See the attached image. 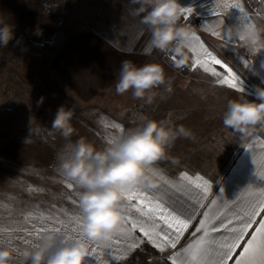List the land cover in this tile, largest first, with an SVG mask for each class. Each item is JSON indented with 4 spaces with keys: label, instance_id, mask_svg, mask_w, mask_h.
<instances>
[{
    "label": "rangeland",
    "instance_id": "1",
    "mask_svg": "<svg viewBox=\"0 0 264 264\" xmlns=\"http://www.w3.org/2000/svg\"><path fill=\"white\" fill-rule=\"evenodd\" d=\"M250 6L257 28L264 30V0H251ZM108 8L105 0H0V20L14 25V38L6 47L0 46V246L15 249L11 264H31L24 257V250H36L49 231L60 234L57 247L65 238L82 236L81 190L58 170L60 159L70 154V143L85 137L103 148L120 134L122 123L131 124V119L126 121L127 108L135 104L162 108L159 116L147 114L149 119L162 120L171 114L170 118H177L178 123L183 116L170 110L186 103L187 73L201 71L202 64L217 67L211 56L218 60L232 56L231 50H224L227 55H222L221 49L198 39L197 42H205L204 49L212 54H205L196 43L197 60L188 59L185 67L174 68L172 57L161 56L158 51L156 63L172 78L171 94L162 85L153 90L157 95L152 104L134 99L131 91L113 95L117 79L112 77L109 66L91 64L88 48L96 16ZM195 33L200 38L197 30ZM242 37H246L241 42L243 51L254 52L256 57L264 55V31L255 45L246 35ZM41 97L44 102L38 107ZM61 105L74 111L75 131L70 138L62 137L51 127ZM141 112L136 116H143ZM136 120L137 117L130 127L144 122ZM116 124L120 128L113 127ZM210 131L208 144H203L209 152L216 150L218 143L219 150L227 149L231 154L244 138L231 129L223 137ZM181 141L177 140L167 157L155 164L167 170L206 164L199 158L201 155H197L196 161L184 159L187 152L193 153L185 148L200 149L199 139L196 145ZM179 151L181 157L175 154ZM125 216L129 227L132 223L139 225L136 215L126 208ZM138 228L133 231L138 232ZM90 244L95 251L87 264H126L131 254L114 257L116 237L107 245L94 241ZM146 245L136 250L142 251ZM51 251L55 248L46 258Z\"/></svg>",
    "mask_w": 264,
    "mask_h": 264
},
{
    "label": "crops",
    "instance_id": "2",
    "mask_svg": "<svg viewBox=\"0 0 264 264\" xmlns=\"http://www.w3.org/2000/svg\"><path fill=\"white\" fill-rule=\"evenodd\" d=\"M105 1L106 6H109V8L97 14V19H100L98 21L95 19L94 30L91 29L89 32L93 39L90 38V41L91 39L92 41L88 44L90 49V55H88L89 58L93 59L91 64L109 66L111 73L113 72L112 77L117 79L120 64L123 60L130 59L138 66H142L145 63H151L154 57L158 55V50L151 53L144 52L150 33L147 26L140 23V17L131 12L133 8L139 5H133L131 0ZM250 1L180 0L182 6L193 10L188 13L193 14L197 21V31L200 37L198 39L200 41L205 39L206 44L207 42L210 45L212 43V48L216 49L218 47L221 49L222 55H227V51L225 53L223 51L229 49L232 51V56L227 59H219L220 64H215L217 67H212L217 75L206 72L204 67L200 68L201 71L187 73L184 85L186 103L170 110L183 116L179 118L178 123L177 118L172 121L175 124H183L193 133L192 138L180 139L194 145L199 143L197 139L201 141L200 149H191L189 146V148H185L193 153L187 152L188 156L185 154L184 159L196 161L201 158L206 162V166H186L167 170L155 164L153 167L158 173L160 182L155 188L140 189V191L144 192L153 201L161 202L169 210L184 213L185 209H190L192 205L196 204L197 197L202 194V190L196 189L194 185L181 180L180 176L182 173H187L193 177L196 175L202 176L211 187L207 197L200 201L201 204L207 205V207L200 208L197 206L196 216L193 218V228L204 218L200 215L204 211L209 212L213 217H224L225 223L227 219H232L233 227H239V222L235 219L234 213H239L242 216L247 206L258 201L261 198V192L264 191V176L260 174L264 171L260 163L264 159V147H262L264 145V126L258 125L252 135L244 136L242 143L231 154L225 147V151L219 150L218 143L216 144V150H212V152L206 151L203 146L205 143L208 144L209 133L212 134L210 130L215 131L217 136L221 135L222 137L225 131L227 132L222 121L230 100H239L241 97L249 101L256 100V89L258 87L264 88V55L256 57L254 52L243 51L241 44L242 40L246 38L242 37L246 31L245 28L248 26L257 28V24L253 20L255 14L252 13ZM230 28L231 33L229 32ZM216 33H219V35ZM205 42L197 43L199 46L202 44L205 47ZM252 44L255 45L256 42ZM102 50L104 51L102 52ZM208 53L212 54L211 51ZM197 54L198 51L193 47L188 54L190 61L197 60ZM199 65L201 64H198V67ZM231 75L237 76V87L235 89L226 83H220V80L228 81ZM232 83L234 84L235 81ZM113 95L118 94L114 92ZM134 107H136V112L130 121L131 124L122 123V129H128L135 122V117H137V120H142L141 117L147 116V114L157 113L159 116L162 112L161 107H151V105L146 104L142 107L139 104L132 105L127 108V111L131 112ZM140 112L144 115L141 117L136 116ZM181 153L179 151L175 154H180L181 157ZM197 155H201V157L197 158ZM209 199L216 203L214 205L209 203ZM125 202L130 205V207H126L127 212L136 215L135 220L139 219L140 222L139 225L137 222V225L151 230L153 222L148 217H142L135 208L131 207L132 202L127 200ZM259 219L260 217H257V220ZM214 222L216 221H210V223ZM256 226L253 225V227ZM128 229V232L119 235V238L116 236L117 253L114 257L120 255L126 257L129 253L139 249L140 245L147 244L146 246L151 248V254L143 264H172L174 258L177 260V264H181V261L192 264L191 253L183 251L189 243L193 242V237L189 235L192 228L184 234V238L178 244L177 249L166 248L163 252L149 242L143 236V233L139 231V228L138 232L133 231L129 226ZM251 232L252 229L249 230L250 234ZM250 234L246 235L244 239H250ZM224 235L226 233L223 235L213 233L208 241L215 240L218 242L224 238ZM134 243L136 244L135 248L132 247ZM206 247L215 248V245L209 243L206 244ZM195 251V249H192V252ZM240 251L241 249H237L236 253ZM177 253L180 255L177 256ZM211 259H216L215 253H213ZM256 259L258 261L259 257L257 256Z\"/></svg>",
    "mask_w": 264,
    "mask_h": 264
},
{
    "label": "clouds",
    "instance_id": "3",
    "mask_svg": "<svg viewBox=\"0 0 264 264\" xmlns=\"http://www.w3.org/2000/svg\"><path fill=\"white\" fill-rule=\"evenodd\" d=\"M139 5L131 10L147 26L150 38L145 53L158 50L170 53L174 68H183L189 52L198 41L191 24L182 22L186 15L180 0H131ZM131 14V13H130ZM231 28L229 32L231 33ZM262 29L248 26L243 35L253 43ZM14 38V25L0 20V46L6 47ZM164 86L173 92L172 78L166 75L159 63L138 66L130 59L121 62L115 82V92L123 95L129 91L134 99L152 104L157 93L153 90ZM256 100L241 97L230 100L223 116V126L241 136L252 135L257 126H264V88L255 91ZM163 98V97H161ZM44 97L37 101L41 106ZM74 111L61 105L51 122L52 129L64 138L74 134ZM169 117L162 120L142 117L143 123L122 130L103 148H98L85 137L70 143V154L60 159V174L72 181L79 192V207L83 213L81 237L65 238L57 247L59 233H45L36 250H24L25 259L31 264H87L93 255L90 242L110 243L114 237L128 232L125 208L126 194L140 189H152L160 182L153 165L167 157L168 150L180 138H192L193 133L183 124H174ZM50 255H47L50 250ZM0 246V264H11L13 252Z\"/></svg>",
    "mask_w": 264,
    "mask_h": 264
},
{
    "label": "snow or ice",
    "instance_id": "4",
    "mask_svg": "<svg viewBox=\"0 0 264 264\" xmlns=\"http://www.w3.org/2000/svg\"><path fill=\"white\" fill-rule=\"evenodd\" d=\"M192 11L191 8L185 9L186 13ZM216 34L219 35V33ZM199 47L204 49L202 44ZM204 51L205 54L211 55L207 53L206 49ZM211 60L213 64H220L215 56H211ZM201 66L204 67L206 72L217 75L215 70L207 64ZM233 81H235L234 84ZM220 83H226L235 89L237 87V76L231 75L228 81L220 80ZM113 127L120 128V125L116 124ZM260 163L262 169H264V159ZM260 174L264 176V171ZM161 178L163 179V177ZM180 179L194 185L196 189L202 190V194L197 197L196 204L192 205L190 209H185L184 213L169 210L161 202L153 201L140 190L126 194V200L132 202L131 207L135 208L142 217H148L153 222L151 230L143 226L139 227V231L143 233V236L163 252L166 248L177 249L178 244L184 238V234L192 228L189 235L193 237V242L189 243L183 250L185 253H191L192 264H264V191L261 192V198L258 201L247 206L242 216L239 213H234L235 219L239 222V227H233L232 219H227L225 223L224 217H213L209 212L204 211L200 213L204 218L193 228V218L196 216L197 206L200 208L207 207V205L201 204L200 201L207 197L211 186L200 175L193 177L187 173H182ZM209 203L214 205L216 202L209 199ZM257 217H260V219L257 220ZM212 220L216 222L210 223ZM125 222H128L127 217ZM253 225L257 226L253 227ZM131 227L136 229L138 225L132 223ZM250 229H252L251 234L249 233ZM213 233L222 235L226 233V235L218 242L215 240L209 242L208 238ZM249 234L250 239L245 240V236ZM209 243L215 245V248L206 247V244ZM132 247L135 248L136 244H132ZM192 249L196 251L192 252ZM237 249H241V251L236 253ZM94 251L95 249H93ZM213 253H215L216 259H211ZM234 253L236 254L234 255ZM178 255L180 254L177 253ZM257 256L259 257L258 261ZM172 264H177L175 258L172 260ZM181 264H188V262L181 261Z\"/></svg>",
    "mask_w": 264,
    "mask_h": 264
},
{
    "label": "trees",
    "instance_id": "5",
    "mask_svg": "<svg viewBox=\"0 0 264 264\" xmlns=\"http://www.w3.org/2000/svg\"><path fill=\"white\" fill-rule=\"evenodd\" d=\"M157 57L158 55L151 61V63H156L157 62ZM136 112V107L132 109L131 112L127 114V120L132 119L135 116ZM129 122H125L126 125H128ZM127 129V128H125ZM151 254V248L149 246H144V250H134L129 258L126 261V264H143L147 261L148 257Z\"/></svg>",
    "mask_w": 264,
    "mask_h": 264
},
{
    "label": "built area",
    "instance_id": "6",
    "mask_svg": "<svg viewBox=\"0 0 264 264\" xmlns=\"http://www.w3.org/2000/svg\"><path fill=\"white\" fill-rule=\"evenodd\" d=\"M182 22L191 24L193 26L194 30L195 31L197 30V21H196L195 17L193 16V14L187 13L185 15V17L183 18ZM160 55L161 56H171L170 53H164V52H162V54H160Z\"/></svg>",
    "mask_w": 264,
    "mask_h": 264
}]
</instances>
